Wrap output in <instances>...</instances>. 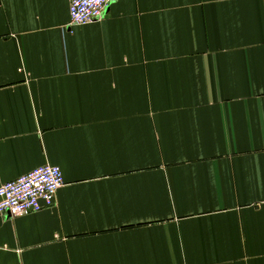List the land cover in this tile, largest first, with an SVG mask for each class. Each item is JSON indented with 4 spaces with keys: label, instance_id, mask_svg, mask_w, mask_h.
<instances>
[{
    "label": "crops",
    "instance_id": "1",
    "mask_svg": "<svg viewBox=\"0 0 264 264\" xmlns=\"http://www.w3.org/2000/svg\"><path fill=\"white\" fill-rule=\"evenodd\" d=\"M0 0V264H264V0Z\"/></svg>",
    "mask_w": 264,
    "mask_h": 264
},
{
    "label": "built area",
    "instance_id": "2",
    "mask_svg": "<svg viewBox=\"0 0 264 264\" xmlns=\"http://www.w3.org/2000/svg\"><path fill=\"white\" fill-rule=\"evenodd\" d=\"M117 0H71L69 26L80 27L102 20ZM61 169L45 164L26 175L0 186V216L12 218L40 212L55 204L63 187Z\"/></svg>",
    "mask_w": 264,
    "mask_h": 264
}]
</instances>
